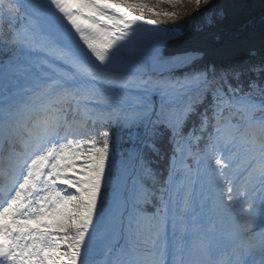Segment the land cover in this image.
<instances>
[{
  "label": "snow or ice",
  "instance_id": "1",
  "mask_svg": "<svg viewBox=\"0 0 264 264\" xmlns=\"http://www.w3.org/2000/svg\"><path fill=\"white\" fill-rule=\"evenodd\" d=\"M191 2L0 0V264H264V0Z\"/></svg>",
  "mask_w": 264,
  "mask_h": 264
},
{
  "label": "bare ground",
  "instance_id": "2",
  "mask_svg": "<svg viewBox=\"0 0 264 264\" xmlns=\"http://www.w3.org/2000/svg\"><path fill=\"white\" fill-rule=\"evenodd\" d=\"M122 3V6H128L129 4L132 5L130 8V11H132L133 15H139L144 18V20H150L153 16L156 15V12L153 10H150V7L146 6L145 4L135 3L130 0H120ZM117 0V2H120ZM247 4V3H246ZM141 5V6H140ZM249 7L246 9V14L250 16H255L258 12L261 11V2L258 0H255L252 4H248ZM158 13H162L164 6L153 5ZM195 4L191 2V0H184L181 2V4L178 7H173L172 5L168 6L169 13H178V15L172 16L169 15L168 17L165 16L167 22L170 25H179L178 27L174 28H168L167 31L170 33L175 32L177 34H180L182 32H185L189 30L190 26L195 21H189L187 20V17L194 12ZM23 15V14H22ZM182 21H186L185 23H181ZM180 47V45H172L170 46L168 51H174L176 48Z\"/></svg>",
  "mask_w": 264,
  "mask_h": 264
},
{
  "label": "rangeland",
  "instance_id": "3",
  "mask_svg": "<svg viewBox=\"0 0 264 264\" xmlns=\"http://www.w3.org/2000/svg\"><path fill=\"white\" fill-rule=\"evenodd\" d=\"M184 1V0H178V2H169V0H162V1H159L157 4L158 5H161V6H164L165 10L168 9V6L169 5H172L173 7H178L181 2ZM255 0H248V2H250L251 4L254 2ZM139 3V2H138ZM157 5V6H158Z\"/></svg>",
  "mask_w": 264,
  "mask_h": 264
},
{
  "label": "trees",
  "instance_id": "4",
  "mask_svg": "<svg viewBox=\"0 0 264 264\" xmlns=\"http://www.w3.org/2000/svg\"><path fill=\"white\" fill-rule=\"evenodd\" d=\"M154 1H156V0H154ZM203 143V142H202Z\"/></svg>",
  "mask_w": 264,
  "mask_h": 264
}]
</instances>
